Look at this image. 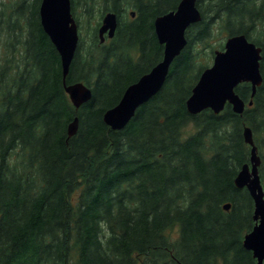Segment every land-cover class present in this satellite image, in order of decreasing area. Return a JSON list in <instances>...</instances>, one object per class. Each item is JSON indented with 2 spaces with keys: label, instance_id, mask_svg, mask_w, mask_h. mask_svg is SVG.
I'll return each instance as SVG.
<instances>
[{
  "label": "trees",
  "instance_id": "trees-1",
  "mask_svg": "<svg viewBox=\"0 0 264 264\" xmlns=\"http://www.w3.org/2000/svg\"><path fill=\"white\" fill-rule=\"evenodd\" d=\"M41 1L0 5V264H255L243 246L255 226L254 201L235 178L250 165L249 127L264 183V0H198L202 20L187 30L163 88L121 131L103 116L162 61L154 21L181 0H81L88 22L101 4L100 18L114 12L118 27L82 60L78 45L66 84L92 91L78 110L42 28ZM216 25L262 49L255 96L250 84L236 88L242 115L231 105L218 115L187 109L214 57L216 49L203 51ZM202 54L208 61L198 64Z\"/></svg>",
  "mask_w": 264,
  "mask_h": 264
},
{
  "label": "water",
  "instance_id": "water-1",
  "mask_svg": "<svg viewBox=\"0 0 264 264\" xmlns=\"http://www.w3.org/2000/svg\"><path fill=\"white\" fill-rule=\"evenodd\" d=\"M198 0H181L177 9L159 16L154 21L156 37L164 46V56L150 72L126 88L119 103L105 112L103 120L112 130H123L137 110L154 98L163 88L171 65L187 45L186 32L202 20L197 6ZM42 28L55 46L61 58L63 84L72 105L78 110L91 100L92 91L84 83L67 85L66 77L79 45L78 25L72 13V0H42L39 8ZM135 17V12H131ZM118 27V17L114 12L107 13L98 29L101 44L106 38L113 39ZM262 49L249 41L246 35L229 36L223 50L214 52L213 64L206 68L187 100L190 114L197 115L205 110L215 114L231 105L236 114L242 115L246 103L236 94L235 89L241 84H250L252 98L262 85L260 72ZM253 102H249L252 106ZM79 120L76 117L68 127V137L77 134ZM245 142L251 148L250 165L242 167L235 178L239 189H246L254 201V228L244 236L243 246L252 252L255 264H264V184L259 168L261 158L255 144L252 130H244ZM230 204L224 206L229 211Z\"/></svg>",
  "mask_w": 264,
  "mask_h": 264
},
{
  "label": "rangeland",
  "instance_id": "rangeland-1",
  "mask_svg": "<svg viewBox=\"0 0 264 264\" xmlns=\"http://www.w3.org/2000/svg\"><path fill=\"white\" fill-rule=\"evenodd\" d=\"M16 1H18V0H0V5L10 6L11 3H15ZM76 1H77L76 13H75L74 17L78 18V20H79V23H78V25H79V37H80L79 44H80V49H81V60H82V58L86 55L87 51H90V49H92V51H94V50L97 51L98 49L101 48L102 45H108L111 40H106V42L103 44H101L99 42L100 40L98 37V29L100 28V26L102 24L104 16L108 13V12H106L105 15L103 16V18H100V15L96 10H98L100 8L99 5H101V4L97 5L98 8L97 7L95 8L93 20L88 22L87 18H86V14H84V10H83L84 6H82L84 0H83V2L81 0L79 2H78V0H76ZM130 12H132V10H128L127 17H129V18H130ZM96 27H97L96 34H97L98 43L95 44L93 41V35L95 34ZM226 40H227L226 34L225 33L221 34V31L219 30V26L216 25L215 31L213 33V37L209 40V42L207 43L209 45H208L207 49L203 52H207L211 48L216 49L215 51L220 50L218 48V46L220 44H223V43L225 45ZM201 56H202V58L199 60L198 64H202L203 62L208 61V58H206L205 54H202ZM208 62H209V65L211 66L213 64V59L209 60ZM192 130H193V128L189 127L187 129V131L185 132V135H188ZM168 234L170 235L172 240H176L179 236V232H178L177 228L171 232H168Z\"/></svg>",
  "mask_w": 264,
  "mask_h": 264
},
{
  "label": "bare ground",
  "instance_id": "bare-ground-1",
  "mask_svg": "<svg viewBox=\"0 0 264 264\" xmlns=\"http://www.w3.org/2000/svg\"><path fill=\"white\" fill-rule=\"evenodd\" d=\"M76 21V20H75ZM77 23V22H76ZM78 25V24H77ZM78 30H79V26H78ZM78 49V48H77ZM77 52V51H76ZM76 54V53H75ZM235 92H236V89H235ZM237 94V93H236Z\"/></svg>",
  "mask_w": 264,
  "mask_h": 264
},
{
  "label": "flooded vegetation",
  "instance_id": "flooded-vegetation-1",
  "mask_svg": "<svg viewBox=\"0 0 264 264\" xmlns=\"http://www.w3.org/2000/svg\"><path fill=\"white\" fill-rule=\"evenodd\" d=\"M135 16H136V13H135ZM107 40H110V39H108V38H106Z\"/></svg>",
  "mask_w": 264,
  "mask_h": 264
}]
</instances>
